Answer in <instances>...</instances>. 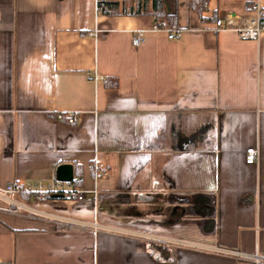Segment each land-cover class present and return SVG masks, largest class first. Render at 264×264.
<instances>
[{
  "label": "crops",
  "instance_id": "1",
  "mask_svg": "<svg viewBox=\"0 0 264 264\" xmlns=\"http://www.w3.org/2000/svg\"><path fill=\"white\" fill-rule=\"evenodd\" d=\"M98 1L119 0H0V187H76L55 179L69 164L83 195L18 193L29 210L15 212L0 199V264H245L210 249L264 254V30L240 40L208 20L264 10V0H209L205 20L190 0H162L175 25L157 31L150 15H100ZM136 31L145 37L133 47ZM64 111L73 124L56 120Z\"/></svg>",
  "mask_w": 264,
  "mask_h": 264
},
{
  "label": "built area",
  "instance_id": "2",
  "mask_svg": "<svg viewBox=\"0 0 264 264\" xmlns=\"http://www.w3.org/2000/svg\"><path fill=\"white\" fill-rule=\"evenodd\" d=\"M264 18V10L260 8L257 4L253 7L252 11L248 15H235L231 13H225L223 16L216 18L211 23V30L216 32L220 30L232 31L238 39L240 40H256L259 35L264 30V24L262 19ZM151 29L157 31L160 27L156 22L152 24ZM181 35V31H170L167 33V39L178 38ZM144 33L142 31H136L133 33L130 43L133 47L140 46L144 41ZM98 80H103L102 77H95ZM55 118L58 121H64L67 124H73L75 122V114L72 111H64L55 113ZM258 160V149L256 147H248L244 151V163L247 165H254ZM95 176L102 177L106 174L105 168L93 163L91 165ZM28 193H36L43 197L45 194H56L61 195L65 199L69 200H82L83 195L76 187L61 188L57 182L52 183L50 186H42L39 183L27 184L21 187ZM18 194V188L13 184H8L4 187H0V199L8 205L7 207L12 211H25L29 208L19 201L12 199V195ZM97 227L93 225V230ZM150 238V237H149ZM154 240V239H153ZM180 244V243H178ZM207 250V249H206ZM211 251L239 259L245 264H264V254L254 251L252 253H244L238 250L224 249L220 247H215L210 249Z\"/></svg>",
  "mask_w": 264,
  "mask_h": 264
},
{
  "label": "trees",
  "instance_id": "3",
  "mask_svg": "<svg viewBox=\"0 0 264 264\" xmlns=\"http://www.w3.org/2000/svg\"><path fill=\"white\" fill-rule=\"evenodd\" d=\"M209 0H190L188 7L194 11L201 20H205L202 16V11ZM97 10L100 15L104 16H119V15H150L153 17L154 22L160 28H171L175 25V15L168 14L165 11L162 0H119V1H98ZM216 17H210L208 20H215ZM264 18L262 19V21ZM106 86H116V82H105ZM93 171V170H92ZM93 174H95L93 172ZM76 175L72 180L71 184L76 187L81 185V172L76 169L74 171ZM18 188V193L21 198L35 199V198H48L51 194L47 193L43 197L36 193H28L21 187Z\"/></svg>",
  "mask_w": 264,
  "mask_h": 264
},
{
  "label": "water",
  "instance_id": "4",
  "mask_svg": "<svg viewBox=\"0 0 264 264\" xmlns=\"http://www.w3.org/2000/svg\"><path fill=\"white\" fill-rule=\"evenodd\" d=\"M73 178V173H72V166L69 164H61L58 165L55 169V179L58 182L62 183H69L71 182ZM59 195H52V197H56Z\"/></svg>",
  "mask_w": 264,
  "mask_h": 264
}]
</instances>
